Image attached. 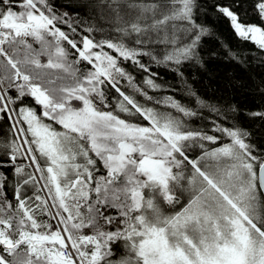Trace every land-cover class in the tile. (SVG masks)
Returning a JSON list of instances; mask_svg holds the SVG:
<instances>
[{"label": "snow or ice", "instance_id": "6c2138e0", "mask_svg": "<svg viewBox=\"0 0 264 264\" xmlns=\"http://www.w3.org/2000/svg\"><path fill=\"white\" fill-rule=\"evenodd\" d=\"M93 7L119 37L78 31L50 0H0V264H264V156L249 133L214 123L230 142L206 150L221 137L184 119L198 113L154 100L121 65L198 59L196 0ZM216 7L264 50V0L252 2L259 23L242 21L238 3ZM177 22L192 33L180 47ZM149 44L173 47L158 59ZM152 75L144 84L159 90ZM195 147L205 150L191 158Z\"/></svg>", "mask_w": 264, "mask_h": 264}, {"label": "trees", "instance_id": "16d2710c", "mask_svg": "<svg viewBox=\"0 0 264 264\" xmlns=\"http://www.w3.org/2000/svg\"><path fill=\"white\" fill-rule=\"evenodd\" d=\"M58 12H67L82 31L90 26L100 31L90 35L100 38L119 37L115 29L119 26L113 15L105 8L93 7V0H50ZM137 2V0H129ZM196 23L207 29V34L201 36L196 49L198 59L186 60L177 65L172 62L156 63L149 56L140 57L150 71L145 72L131 62L121 61V65L134 77V83L154 97L163 100L172 97L186 108L198 113L196 117L184 119L193 128L207 131L209 134L220 136L218 144L204 142L205 149L219 147L230 140L221 133L214 132V123L223 127H238L249 133L248 142L257 149L254 155L264 156V116L252 115L264 113V50H260L251 41L241 39L232 28L230 21L219 12L217 5L233 6V10L241 15L246 23H259L252 12L253 0H196ZM175 32L177 44L180 47L192 39L191 31H185L186 25L177 22ZM65 30H67L65 28ZM89 35L87 32H83ZM132 37L125 38L131 43ZM67 47V45H66ZM140 47V46H137ZM173 45L149 44L145 50L152 51L158 59H162ZM155 74V75H152ZM150 75L161 85L159 90H152L144 84ZM120 86L126 92H131L126 80ZM115 95V93H112ZM136 99L147 106H154V101H145L140 95ZM161 110L174 109L163 105H155ZM220 110L217 115L212 109ZM235 109V111H233ZM7 121L0 122V127L7 132ZM205 149L195 147L189 152L191 158H197ZM211 163V162H209Z\"/></svg>", "mask_w": 264, "mask_h": 264}, {"label": "rangeland", "instance_id": "374dc122", "mask_svg": "<svg viewBox=\"0 0 264 264\" xmlns=\"http://www.w3.org/2000/svg\"><path fill=\"white\" fill-rule=\"evenodd\" d=\"M203 163V162H202Z\"/></svg>", "mask_w": 264, "mask_h": 264}]
</instances>
